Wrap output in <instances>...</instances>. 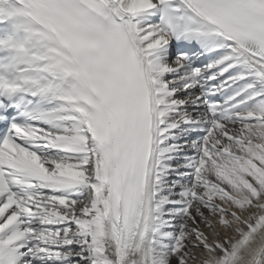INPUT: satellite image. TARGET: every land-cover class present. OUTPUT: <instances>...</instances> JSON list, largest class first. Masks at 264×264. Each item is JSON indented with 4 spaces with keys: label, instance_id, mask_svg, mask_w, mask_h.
<instances>
[{
    "label": "snow or ice",
    "instance_id": "1",
    "mask_svg": "<svg viewBox=\"0 0 264 264\" xmlns=\"http://www.w3.org/2000/svg\"><path fill=\"white\" fill-rule=\"evenodd\" d=\"M0 264H264V0H0Z\"/></svg>",
    "mask_w": 264,
    "mask_h": 264
}]
</instances>
